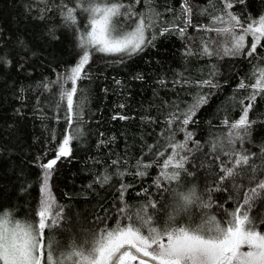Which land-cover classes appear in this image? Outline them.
<instances>
[{
	"label": "trees",
	"instance_id": "16d2710c",
	"mask_svg": "<svg viewBox=\"0 0 264 264\" xmlns=\"http://www.w3.org/2000/svg\"><path fill=\"white\" fill-rule=\"evenodd\" d=\"M98 2L0 0V213L34 218L42 195L41 166L55 157L66 133L76 136L71 155L57 161L49 185L53 212L62 214L57 237L69 246L97 228L115 226L127 215L120 212L125 205L154 202L159 221L169 215L183 221L185 212L176 209L177 191L194 189L197 197L211 201L207 211L218 217L234 210L243 193L255 186L253 177L264 173V92L249 112V120L255 121L251 135L230 137L233 130L224 121L230 125L238 120L254 92L251 85L264 71V40L252 56L246 55L247 47L226 54L229 38L205 29L227 27L213 23L225 11L246 27L264 16V0H187L191 25L183 35L184 0H103L150 19L145 33L149 42L131 56L88 49L87 76L78 81L70 127L61 93L71 84L64 83L62 74L82 55L80 36L90 18L85 9ZM227 3L233 6L225 9ZM68 9H73L75 23L65 19ZM135 19L121 16L118 23L130 30ZM246 42L250 45L251 35ZM209 80L211 86L202 85ZM241 82L247 87L240 88ZM197 95L207 103L197 110L195 122L182 126L173 120L170 125L173 115L184 112ZM188 132L191 140L178 150L187 157L185 169H164L163 161L172 154L169 145L184 143ZM235 153L249 155V163L221 183L220 167H234ZM173 171H180L179 181L162 175ZM191 210L196 212L197 206ZM249 212L264 231V191L253 198Z\"/></svg>",
	"mask_w": 264,
	"mask_h": 264
},
{
	"label": "snow or ice",
	"instance_id": "6c2138e0",
	"mask_svg": "<svg viewBox=\"0 0 264 264\" xmlns=\"http://www.w3.org/2000/svg\"><path fill=\"white\" fill-rule=\"evenodd\" d=\"M139 2L140 0H136V3ZM240 2L243 3V0ZM232 6L231 3H227L225 9ZM124 8L125 5L121 3H105L101 0L85 9L89 12L90 18L85 34L80 36L82 55L66 75L62 74L64 83L71 84L70 89L61 93V98L66 100L68 113L66 119L70 127L78 81L87 76L84 69L91 58L88 49L106 54L131 56L142 51L149 42L145 33L152 26L151 20L133 13L130 8L122 12L121 9ZM181 12L187 17L185 27L179 28L180 34L183 35L186 27L191 25V8L187 5V0L181 5ZM121 16L126 19L135 16V26L130 30H124L123 25L118 23ZM65 19L72 23L76 22L73 9H68ZM213 23L227 25L205 29L214 30L229 38L231 47H225L226 54L242 53L247 47L249 50L246 55L252 56L258 47L262 46L264 16L245 27L237 16L225 11L224 16L214 17ZM236 29L240 31L237 32ZM164 30L168 31L167 28ZM249 35L252 37L250 45L246 42ZM204 52L211 54L207 46ZM201 83L212 85L210 80ZM239 87L245 88L247 85L241 82ZM251 87L254 92L248 97L249 102L244 105L239 119L230 125L227 120L224 121V124L233 130L229 133L230 137L234 135L235 138L243 140L244 136L251 135L250 129L255 121L249 120V112L254 106L256 96L264 92V71L259 73V78ZM205 103L206 97L195 96L193 103L184 112L173 115L169 124L171 125L173 120H179L182 126L194 123L193 117ZM119 118L126 119L123 116ZM240 130H243V135ZM191 138L192 133L188 132L184 143L169 145L172 154L163 161L164 169L169 167L185 169L187 157L181 156L178 150L186 148L187 141ZM74 139H76L74 134L66 133L55 152V157L41 166L44 169L40 188L42 195L34 218L18 220L8 212L0 213V264H130L132 261L136 264H264V231L256 227L259 218L252 219L249 212L253 198L260 191H264V173H261L259 179L253 177L255 186L250 192L243 193L242 202L234 210L230 212L224 210L219 217L207 211L212 207L211 201L197 197L194 189L188 192L177 191L174 193L176 209L185 212L183 221L172 215L168 216L167 221H159L156 215L157 205L154 202L143 206L125 205L120 212L127 215H124L123 220L118 219L115 226L97 228L87 238L71 246L67 242H61L56 230L59 229L62 214L53 212L55 198L51 194L49 181L51 170L57 161L71 155L70 144ZM261 152H264V148ZM235 155L234 167L221 165L222 175L219 177L221 183L233 177L236 168L248 165L249 155L241 153ZM149 166L144 165L145 168ZM137 174L144 175V172ZM162 175L171 181L180 180V171H173L171 174L164 172ZM193 205L197 206L196 212L191 210ZM218 206L223 209V205Z\"/></svg>",
	"mask_w": 264,
	"mask_h": 264
},
{
	"label": "rangeland",
	"instance_id": "374dc122",
	"mask_svg": "<svg viewBox=\"0 0 264 264\" xmlns=\"http://www.w3.org/2000/svg\"><path fill=\"white\" fill-rule=\"evenodd\" d=\"M130 264H135V263H133V261H132V262H130Z\"/></svg>",
	"mask_w": 264,
	"mask_h": 264
}]
</instances>
